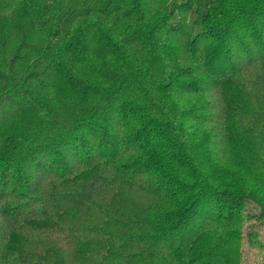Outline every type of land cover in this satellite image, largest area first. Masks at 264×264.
I'll list each match as a JSON object with an SVG mask.
<instances>
[{
  "label": "trees",
  "instance_id": "1",
  "mask_svg": "<svg viewBox=\"0 0 264 264\" xmlns=\"http://www.w3.org/2000/svg\"><path fill=\"white\" fill-rule=\"evenodd\" d=\"M179 1L0 0V264H242L264 0Z\"/></svg>",
  "mask_w": 264,
  "mask_h": 264
},
{
  "label": "rangeland",
  "instance_id": "2",
  "mask_svg": "<svg viewBox=\"0 0 264 264\" xmlns=\"http://www.w3.org/2000/svg\"><path fill=\"white\" fill-rule=\"evenodd\" d=\"M182 1L183 0H180L179 4ZM182 10L185 12L187 11L186 7H182ZM196 20L199 21L200 19L195 13L189 16V22L191 24ZM192 28L194 32L200 30L199 28ZM246 212L249 214H257L258 208L252 203H248L246 206ZM249 233H255L257 235V243H253V241L250 240L248 236ZM242 264H264V222L262 221L252 219L245 223L244 240L242 244Z\"/></svg>",
  "mask_w": 264,
  "mask_h": 264
}]
</instances>
